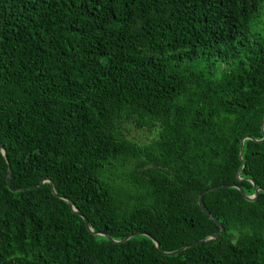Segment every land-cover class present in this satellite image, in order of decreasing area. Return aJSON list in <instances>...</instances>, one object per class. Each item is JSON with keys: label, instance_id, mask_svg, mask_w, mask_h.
<instances>
[{"label": "trees", "instance_id": "trees-1", "mask_svg": "<svg viewBox=\"0 0 264 264\" xmlns=\"http://www.w3.org/2000/svg\"><path fill=\"white\" fill-rule=\"evenodd\" d=\"M263 124L264 0H0V264H264Z\"/></svg>", "mask_w": 264, "mask_h": 264}, {"label": "water", "instance_id": "water-1", "mask_svg": "<svg viewBox=\"0 0 264 264\" xmlns=\"http://www.w3.org/2000/svg\"><path fill=\"white\" fill-rule=\"evenodd\" d=\"M263 129H264V124H263ZM246 138H250V137H246ZM246 138H244L243 141H242V151H241V154H243V150H244V141H245ZM3 153L5 154V156H6L7 159H8V156H7V154H6L5 149L3 150ZM242 157H243V156H242ZM9 166H10V171H9V176H8V184H9V186H11V165H9ZM46 181H48V182L51 183L53 191L56 192L55 187H54V182H53L52 180H50V179H44L43 182H42L40 185H42V184H43L44 182H46ZM227 186H231V185H227ZM233 186L239 188V189L241 190V192L243 193V195H244L247 199H249V200H255V199L260 195V189H259V188L256 190V193H255L254 195H248V194L245 192L244 188L241 187L240 185H233ZM20 189H24V187H23V188H13L14 191H17V190H20ZM213 189H216V188H212V189H210V190H207L204 194L201 195V197H200V205H201V207L203 208V210L205 211V213H206L208 216H210L212 219H215V217H214V216L212 215V213H211V212H210V211L204 206V203H203V197H204V195H205L206 193H208L209 191L213 190ZM61 197L64 198V199H66V200L70 203L72 209H73L75 212L81 214V213L78 211V209L75 207V205H74V203H73L72 200H70V199H68V198H66V197H63V196H61ZM81 215H82V214H81ZM86 222H87V225L90 227V224H89L88 219L86 220ZM217 222L220 224V226H221V230H220V232H218L217 234L213 235V236L211 237V239H213V238H217L218 236H220V235H221L223 232H225V230H226V228L224 227V225H223L221 222H219L218 220H217ZM91 230H92V228H91ZM96 233H97V232H96ZM98 234H99V233H98ZM100 234L105 235V236H108L110 239H112L113 241H115V242H117V243H121V242L127 241V240H129L131 237H133V236L136 235V233H135V234H131L130 236H128V237L125 238L124 240H115V239H113L110 235H108V234H106V233H100ZM138 234H143V232H139ZM144 234H145V233H144ZM148 235H149V234H148ZM149 236H151V235H149ZM151 237H152V236H151ZM152 238H153V237H152ZM153 239H154V238H153ZM154 240H155V239H154ZM202 241H204V240H202ZM156 243H157V246L161 248L160 243H159V242H156ZM198 243H199V241L196 242L195 244H198ZM192 245H193V244L188 245V246H186V247H184V248H182V249H180V250L174 251V252H169L168 254H176V253L182 252L183 250H185L186 248H188V247H190V246H192Z\"/></svg>", "mask_w": 264, "mask_h": 264}, {"label": "rangeland", "instance_id": "rangeland-1", "mask_svg": "<svg viewBox=\"0 0 264 264\" xmlns=\"http://www.w3.org/2000/svg\"><path fill=\"white\" fill-rule=\"evenodd\" d=\"M135 135L137 137V140H139L140 142H148L153 140L154 138L157 137L158 132L155 131L153 133L148 132V131H136L135 130Z\"/></svg>", "mask_w": 264, "mask_h": 264}]
</instances>
